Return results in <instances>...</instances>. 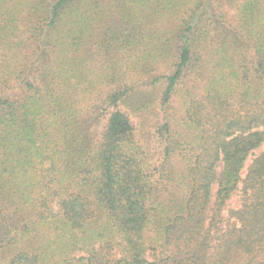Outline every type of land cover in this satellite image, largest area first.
I'll list each match as a JSON object with an SVG mask.
<instances>
[{
    "label": "trees",
    "instance_id": "1",
    "mask_svg": "<svg viewBox=\"0 0 264 264\" xmlns=\"http://www.w3.org/2000/svg\"><path fill=\"white\" fill-rule=\"evenodd\" d=\"M262 147L264 0H0V264H264Z\"/></svg>",
    "mask_w": 264,
    "mask_h": 264
},
{
    "label": "rangeland",
    "instance_id": "2",
    "mask_svg": "<svg viewBox=\"0 0 264 264\" xmlns=\"http://www.w3.org/2000/svg\"><path fill=\"white\" fill-rule=\"evenodd\" d=\"M232 13H233V12H232ZM263 151H264V147H262V148L256 150V151L254 152V155H253L252 157L249 158V160H248V162H247V165H246V168L244 169V171H243V173H242L243 177H245V175H246V173H247V168H248V166L250 165L252 159H253L255 156L261 154ZM240 205H241V193H240V191H238V192H236V193L232 196V198H231V199L229 200V202H228V205H227L226 208L224 209V211H223V217H224V219H227V218H228V216H229V211H230V210H232V209H237V208L240 207Z\"/></svg>",
    "mask_w": 264,
    "mask_h": 264
}]
</instances>
